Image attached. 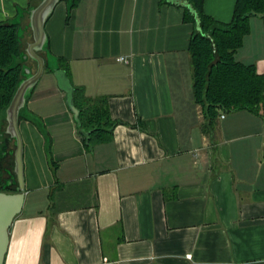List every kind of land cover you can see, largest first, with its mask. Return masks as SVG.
I'll return each mask as SVG.
<instances>
[{"label":"crops","instance_id":"obj_1","mask_svg":"<svg viewBox=\"0 0 264 264\" xmlns=\"http://www.w3.org/2000/svg\"><path fill=\"white\" fill-rule=\"evenodd\" d=\"M40 1L0 0V22L24 12L25 49L27 11ZM236 2L204 0V13L228 24ZM179 5L58 4L46 24L49 52L69 67L71 86L107 102L120 124L109 141L88 146L46 68L28 108L45 125L50 156L44 134L21 121L26 197L4 264H264V106L210 126L193 88L189 45L198 27ZM236 59L264 74L263 16L251 18ZM26 65L35 71L33 60ZM4 127L0 119V169L12 186Z\"/></svg>","mask_w":264,"mask_h":264},{"label":"trees","instance_id":"obj_2","mask_svg":"<svg viewBox=\"0 0 264 264\" xmlns=\"http://www.w3.org/2000/svg\"><path fill=\"white\" fill-rule=\"evenodd\" d=\"M77 1L74 0L72 9L77 6ZM179 2L190 5V8L179 5L185 9V20L200 26V31L196 30L191 37L189 52L195 99L210 126L226 113L241 110L259 113L264 106V74H259L255 65L239 62L236 53L250 33L251 18L264 17V0H237L233 19L228 24L207 16L204 0ZM24 50L25 45L18 36V25L0 22V112L8 107L22 79V66L11 68V65L14 57H19ZM59 64L70 79L69 67L64 60L60 59ZM74 90L75 105L80 110V127L90 132L88 146L109 141L112 130L120 122L112 120L107 102L94 103L82 96L80 90ZM80 136L87 141L82 134ZM14 150L12 146V157ZM4 185L0 169V193L4 191ZM16 189L17 184H14L5 192L14 193Z\"/></svg>","mask_w":264,"mask_h":264},{"label":"water","instance_id":"obj_3","mask_svg":"<svg viewBox=\"0 0 264 264\" xmlns=\"http://www.w3.org/2000/svg\"><path fill=\"white\" fill-rule=\"evenodd\" d=\"M61 1L62 0H41L37 6L31 7L27 11L29 29L32 31V42L28 44L25 51L22 52L19 57H14L11 68L21 65L22 79L16 88L10 104L4 111L0 112L2 125L6 123L4 132L1 135L7 136V140L15 147V150L12 151L14 158V177L11 179V182L12 184H17L16 192H5L10 186L8 183L4 185V191L0 193V264L5 263L10 242V229L15 219L22 214L25 204V146L20 131L21 120L34 123L44 134L47 140L46 151L50 156V139L45 125L43 121L32 114L28 108L29 100L47 67L54 72L61 89L66 93L67 106L74 116L79 133L87 139L88 144L90 142V132H86L80 127V110L75 105L74 87L71 86L65 71L61 70L58 59L52 56L48 50L49 38L46 32V24ZM66 1L69 8L72 9L74 0ZM182 6L190 8V5L186 2L185 5ZM22 17H24V12H20V16L15 21L9 23L18 25ZM197 27L198 31H200V26L197 25ZM18 36L23 44L22 32L18 31ZM44 54H47V57H44ZM29 60H33L36 63L35 71L26 65Z\"/></svg>","mask_w":264,"mask_h":264},{"label":"built area","instance_id":"obj_4","mask_svg":"<svg viewBox=\"0 0 264 264\" xmlns=\"http://www.w3.org/2000/svg\"><path fill=\"white\" fill-rule=\"evenodd\" d=\"M119 60H120V61H124V58H120Z\"/></svg>","mask_w":264,"mask_h":264}]
</instances>
